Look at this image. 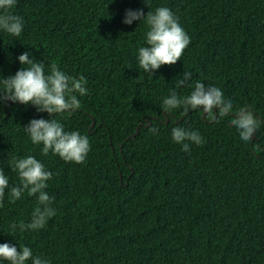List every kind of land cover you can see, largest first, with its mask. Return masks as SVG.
I'll use <instances>...</instances> for the list:
<instances>
[{"label":"trees","instance_id":"obj_1","mask_svg":"<svg viewBox=\"0 0 264 264\" xmlns=\"http://www.w3.org/2000/svg\"><path fill=\"white\" fill-rule=\"evenodd\" d=\"M158 6L191 40L176 64L150 76L135 60L143 21L121 20L126 9ZM13 12L25 27L19 38L0 33V75L14 74L25 51L46 71L84 75L81 108L53 117L87 135L91 149L82 164L41 155L23 126L48 114L0 106V169L9 176L0 243L27 245L50 264H264V123L245 143L230 124L235 112L162 108L190 72L264 121V0H151L148 8L142 0H18ZM176 126L199 131L201 143L182 151L171 139ZM28 155L53 174L45 191L56 215L43 229L10 235L8 225L27 223L37 204L27 192L9 199L19 183L11 162Z\"/></svg>","mask_w":264,"mask_h":264},{"label":"clouds","instance_id":"obj_2","mask_svg":"<svg viewBox=\"0 0 264 264\" xmlns=\"http://www.w3.org/2000/svg\"><path fill=\"white\" fill-rule=\"evenodd\" d=\"M112 2V0H111ZM148 8L151 0H142ZM18 0H0V33L10 37H21L25 23L21 16L14 14ZM143 21L145 32L143 45L137 49L135 60L145 74H152L162 65H174L180 60L183 51L190 44V36L181 26L178 16L166 6H158L145 13L143 9H126L121 22L124 25L138 24ZM21 67L8 76L0 75V106L11 104L34 106L36 113H47L49 118H33L23 126L33 145H42L41 155L51 152L65 162L82 164L91 149L89 137L79 131H66L64 125L55 118L57 114H72L81 108L79 97L88 94L87 79L84 75H70L56 65L45 69L43 62L32 58L29 51L22 52L17 58ZM188 87L189 94L180 96L177 88ZM165 112L183 109H199L208 114H228L235 112L230 124L235 128L239 139L249 142L264 121L257 118L251 106L244 105L234 109L233 100L225 96L221 86L216 83L205 84L192 81L191 73L184 72L175 83V88L162 98ZM53 114L55 116L53 117ZM158 134V129H150ZM171 139L189 151V142L199 144L202 135L197 130L176 126L171 129ZM11 170L17 174L19 183L9 190V199L18 200L27 192L36 197V207L29 221L23 220L8 225L9 234L43 229L48 220L56 215L52 207L53 197L48 192L47 181L52 173L44 163L32 155L14 157ZM9 189V176L0 169V207ZM50 264L41 255H35L27 245L0 243V264Z\"/></svg>","mask_w":264,"mask_h":264},{"label":"water","instance_id":"obj_3","mask_svg":"<svg viewBox=\"0 0 264 264\" xmlns=\"http://www.w3.org/2000/svg\"><path fill=\"white\" fill-rule=\"evenodd\" d=\"M139 132V128H137V132L136 133H138Z\"/></svg>","mask_w":264,"mask_h":264}]
</instances>
